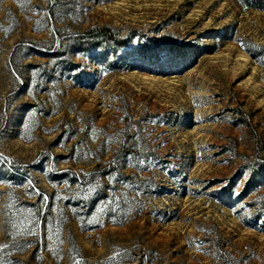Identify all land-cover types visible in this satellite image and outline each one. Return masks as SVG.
Wrapping results in <instances>:
<instances>
[{
	"label": "rangeland",
	"instance_id": "374dc122",
	"mask_svg": "<svg viewBox=\"0 0 264 264\" xmlns=\"http://www.w3.org/2000/svg\"><path fill=\"white\" fill-rule=\"evenodd\" d=\"M0 264H264V0H0Z\"/></svg>",
	"mask_w": 264,
	"mask_h": 264
}]
</instances>
